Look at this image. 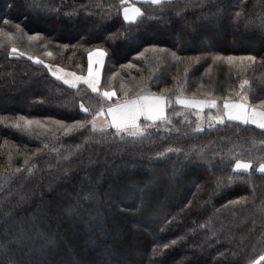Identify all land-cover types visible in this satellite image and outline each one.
Listing matches in <instances>:
<instances>
[{
  "label": "trees",
  "instance_id": "trees-1",
  "mask_svg": "<svg viewBox=\"0 0 264 264\" xmlns=\"http://www.w3.org/2000/svg\"><path fill=\"white\" fill-rule=\"evenodd\" d=\"M119 2L0 0V217L13 209L9 223L24 231L23 254L15 259L19 264H248L258 259L264 254V212L258 210L264 174L255 169L257 157L264 156V130L225 119L195 131L192 109L176 104L175 96L183 87L186 97L208 99L211 93L221 105L225 98L238 99L240 84L248 79L257 90L249 102L259 107L264 0H173L163 6L131 0L145 15L130 28ZM238 11L244 13L239 23ZM36 34L39 39L29 41ZM113 34L115 39H108ZM153 45L165 51L144 52ZM12 46L18 51L9 55ZM96 47L107 52L98 87L115 93L102 105L86 84H64L46 67L85 76L88 52ZM249 55L257 60L247 69L239 60L213 59ZM142 88L156 94L171 90L165 93L172 101L165 110L171 124L139 118L142 127L151 125L143 138L117 135L114 127L93 131L91 121L101 107L105 112L125 99V91L131 98ZM20 116L47 128L11 127ZM57 121L85 126L65 135ZM158 153L166 155L157 159ZM236 159H251V173L235 172ZM16 168L22 170L13 176ZM52 237L55 247L44 248ZM9 255L0 249L4 264Z\"/></svg>",
  "mask_w": 264,
  "mask_h": 264
},
{
  "label": "snow or ice",
  "instance_id": "snow-or-ice-1",
  "mask_svg": "<svg viewBox=\"0 0 264 264\" xmlns=\"http://www.w3.org/2000/svg\"><path fill=\"white\" fill-rule=\"evenodd\" d=\"M138 2L142 3H150L152 5H171L173 3V0H138ZM99 7V5H97ZM33 7H38L36 5H33ZM111 7V6H110ZM119 8L122 9L123 13V20L128 24L129 28L131 25L135 22H137L140 18H142L145 15V12L142 11L141 8L137 7L135 3H132L131 0H120L119 2ZM180 13H177L179 15ZM68 16L72 15H78L77 13H66ZM219 15V13H217ZM244 15L242 12H236L235 13V20L237 23L240 22L241 17ZM245 25H248L251 23V19H245L244 21ZM7 23V22H6ZM15 27L19 30L20 25L17 24ZM260 27L264 29V23H261ZM3 30L0 29V32ZM4 35L11 37L12 33H3ZM115 35L113 34L108 39H115ZM29 41L37 40L39 39V34H36L34 36H28ZM0 46H2V42H0ZM153 51V52H164V49H157L154 45L151 47V49H145L144 52L147 51ZM18 49L15 46H12L9 55H12L14 53H17ZM144 52H140L137 55L139 57L144 56ZM47 55L51 56L52 53L48 52ZM20 55H24V53H20ZM107 55V52L102 47H96L88 52V76H77L75 73H67L68 76H71L72 79H66L65 76L60 75V73L64 72L63 68H59L57 66V71H52L51 65H46L48 70L51 72V74L59 80H63L64 84L70 85L72 87H76L78 82L83 81L84 84L87 85L88 88L91 89L93 93H96L101 97V105L104 102V99H111L115 93L113 91L105 90L101 92L98 85L100 84V72L99 69H97L95 72L93 71V64L101 65L103 62L104 57ZM173 57L176 59H179L176 57L175 53H172ZM95 57V59H94ZM29 59L34 60L35 63L38 64H44V61L33 56H29ZM157 59H160V57H157ZM192 59V58H190ZM214 60H220L225 59L229 62V64H232L235 60L240 61L239 67L241 69H247L249 67H253L257 57L253 55L245 56V57H213ZM247 61L248 63H245ZM195 62V61H194ZM264 62V61H262ZM188 72V67H185V73ZM115 75V74H113ZM122 89L124 88V85L122 83L121 85ZM170 89H163L160 94L152 93L150 90L146 88H142L141 92L137 95L129 98V94L127 91H125V99L123 102H117L107 108V115L111 117V121L106 126H101L100 131L104 132L107 130V127H114L117 132L116 134L119 135L121 132H126L129 136L132 137H140L143 138L145 135H148L147 127H151V125L142 127L140 124H138V119L143 116L146 120L152 121L153 124H155L157 121H165L168 124H171L172 121L166 116L165 110L171 105L172 101L168 95L165 93L170 92ZM178 95L175 96V103L178 105L183 106L187 109H196L197 110V117L200 122L197 123V127L195 131L202 132L204 129L201 126L202 123V116L201 113L205 108H216L217 109V115L213 116L211 113H209V124L208 127L211 129L214 127V123L216 124H223L225 123V118H227L228 121H240L243 124H253L257 128L264 130V99L259 100V107L252 105L250 101V95L256 94V89L252 87V83L250 80L245 79L240 84V91L236 93V95L239 97L238 99H230L225 98L223 102V110L221 112L218 102L216 99H212L211 93H207L208 99H197L195 96L192 98L186 97L183 95L184 88L178 87L177 89ZM80 108L85 113H90L91 109L89 107H85L83 103H81ZM103 114V108L101 107L100 111L96 112V115L93 117V120L91 121L92 129L93 131L97 130V124H96V117H99ZM179 115V114H177ZM57 124H60L64 128V134L68 135L69 133L75 131L78 128H84L85 122L82 121H75L71 125H64L63 121H57ZM36 125L38 127L47 128V125H42L39 121L29 120L25 116L18 117L17 120L11 123V127L21 130V131H32V126ZM255 143V141H253ZM261 145H264V141H260ZM39 149L37 150V153H39ZM167 151H172V149H168ZM37 153H33V155H36ZM204 150L201 149L198 156L200 159H203ZM166 153H158L157 159H160L164 157ZM187 158V154H186ZM257 160L259 161L258 166L256 167V171L264 174V156L257 157ZM24 165H29V159H24ZM253 169V162L251 159L243 160V159H236L235 163L233 165V170L235 172H245V173H251V170ZM21 168H16L15 172L13 173V176L16 174H19L21 172ZM27 171L31 172L32 168L28 167L26 169ZM68 175V170L66 169L64 172V176ZM233 177H229V182H231ZM223 181L222 178H218L216 182V189H220L222 187ZM21 202L24 201L25 197H21ZM230 204H236L240 203V201H230ZM16 207H19L17 205ZM258 210L261 212H264V201L261 202V204L258 206ZM69 212H71V209H69ZM13 215V209H9L8 211H5L3 213V216L0 217V223L4 226H0V237H7V239L0 238V249H2L5 253H11V255L8 256L7 264H19V262L15 259V256L17 253L23 254V247H24V231L23 229L15 224V223H9L11 217ZM203 227V225H201ZM261 240L264 242V233L261 234ZM55 237L50 238L49 243L45 246H43L46 249H51L52 247H55ZM176 241H172V244H175ZM17 245L16 249H12L11 245ZM165 249L169 247L168 244H165L163 246ZM31 251V250H30ZM0 264H4L3 261H0ZM248 264H264V254L259 255L258 259H250L248 261Z\"/></svg>",
  "mask_w": 264,
  "mask_h": 264
},
{
  "label": "rangeland",
  "instance_id": "rangeland-1",
  "mask_svg": "<svg viewBox=\"0 0 264 264\" xmlns=\"http://www.w3.org/2000/svg\"><path fill=\"white\" fill-rule=\"evenodd\" d=\"M134 1H138V0H134ZM94 59H95V57H94ZM102 64H103V62H102ZM102 64L101 65L93 64V71L95 72L97 69H99V72L101 73ZM52 71H57V66H53L52 67ZM67 73H72V72H69V71H65L64 70V72L60 73V75L65 76L66 79H72V77L71 76H68ZM77 76H79V75H77ZM87 76H88V73H87V75H85L83 77H87ZM78 83H83V82L81 81V82H78ZM118 102H123V100H120ZM113 104H115V103H113ZM113 104H111V105H113ZM219 108H220V110L222 112V110H223V103L221 105H219ZM209 113H211L213 116H215V115H217V109L216 108H205L203 110V112L201 113V116H202L201 126L202 127L208 126V124H209V119H208ZM192 114L195 116V118L197 120V123L200 122L198 120V117H197V110L196 109H192ZM141 118L144 119L143 116H141L140 119ZM225 119H227V118H225ZM110 121H111V117H109L107 115V112L106 111L103 112V114L101 116L96 117L97 130H99L101 126L108 125L110 123ZM213 123H214V125H216L215 122H213Z\"/></svg>",
  "mask_w": 264,
  "mask_h": 264
},
{
  "label": "crops",
  "instance_id": "crops-1",
  "mask_svg": "<svg viewBox=\"0 0 264 264\" xmlns=\"http://www.w3.org/2000/svg\"><path fill=\"white\" fill-rule=\"evenodd\" d=\"M81 82V81H80ZM83 82V81H82ZM111 106V105H110ZM106 112H107V109H106ZM110 117V116H109ZM145 119V118H144ZM146 120V119H145Z\"/></svg>",
  "mask_w": 264,
  "mask_h": 264
}]
</instances>
